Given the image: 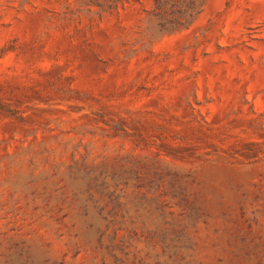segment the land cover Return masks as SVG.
I'll use <instances>...</instances> for the list:
<instances>
[{
	"label": "rangeland",
	"instance_id": "obj_1",
	"mask_svg": "<svg viewBox=\"0 0 264 264\" xmlns=\"http://www.w3.org/2000/svg\"><path fill=\"white\" fill-rule=\"evenodd\" d=\"M0 264H264V0H0Z\"/></svg>",
	"mask_w": 264,
	"mask_h": 264
},
{
	"label": "trees",
	"instance_id": "obj_2",
	"mask_svg": "<svg viewBox=\"0 0 264 264\" xmlns=\"http://www.w3.org/2000/svg\"><path fill=\"white\" fill-rule=\"evenodd\" d=\"M137 0H90L91 5H95L101 8H105L108 10L116 9L118 5H122L128 2H136ZM82 236H84L88 240L94 241V245L96 249L108 251L109 254H112L114 260H118V258L113 254L112 248L108 245V241L112 240L113 237L107 239V235L104 231L100 229L90 228V230H86L80 232Z\"/></svg>",
	"mask_w": 264,
	"mask_h": 264
}]
</instances>
